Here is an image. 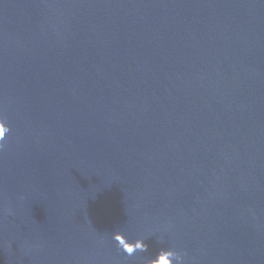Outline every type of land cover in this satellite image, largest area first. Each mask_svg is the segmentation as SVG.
<instances>
[{"label":"water","instance_id":"obj_1","mask_svg":"<svg viewBox=\"0 0 264 264\" xmlns=\"http://www.w3.org/2000/svg\"><path fill=\"white\" fill-rule=\"evenodd\" d=\"M0 121V264H264V0H0Z\"/></svg>","mask_w":264,"mask_h":264},{"label":"clouds","instance_id":"obj_2","mask_svg":"<svg viewBox=\"0 0 264 264\" xmlns=\"http://www.w3.org/2000/svg\"><path fill=\"white\" fill-rule=\"evenodd\" d=\"M0 124H4V123L2 121H0ZM4 131H8V129L4 127ZM3 139H4V137H0V141H3ZM0 147H2V144H0ZM132 253H133L132 251L128 252V254H132ZM174 255L178 260V264H180L181 257L177 253H174Z\"/></svg>","mask_w":264,"mask_h":264}]
</instances>
